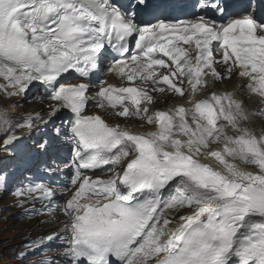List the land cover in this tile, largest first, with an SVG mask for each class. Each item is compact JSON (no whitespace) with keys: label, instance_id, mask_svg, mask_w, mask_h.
<instances>
[{"label":"snow or ice","instance_id":"1","mask_svg":"<svg viewBox=\"0 0 264 264\" xmlns=\"http://www.w3.org/2000/svg\"><path fill=\"white\" fill-rule=\"evenodd\" d=\"M178 7L0 0V91L25 100L40 84L39 95L53 102L47 116L34 113L23 125L0 111V138L10 147L24 138L16 127L30 133L65 113L54 134L71 151L62 168L54 162L44 177L28 174L12 190L17 207L42 202L26 216H65L29 240L21 258L54 251L48 246L58 241L62 251L33 264H264V134L249 127L253 113L235 91L214 87L238 74L264 97V15L253 4L230 12L229 0H196L191 15L176 14ZM102 73L141 83L117 87ZM165 90L193 98L150 112L154 93ZM198 91L206 94L195 99ZM90 102L154 130L110 125L89 114ZM98 169L110 175L93 179Z\"/></svg>","mask_w":264,"mask_h":264},{"label":"rangeland","instance_id":"2","mask_svg":"<svg viewBox=\"0 0 264 264\" xmlns=\"http://www.w3.org/2000/svg\"><path fill=\"white\" fill-rule=\"evenodd\" d=\"M41 93L40 90L33 91L32 93L28 94L27 98L25 100H20L19 102H15L14 104L17 105L18 107L15 109V114L17 113V110L23 113H41L45 116H47V111L42 110L39 112V106L41 104L42 96L39 94ZM185 96V95H184ZM183 96V97H184ZM182 96H179L178 94L174 93L171 96H166L165 98H161L160 104L164 103V101L167 100H173V99H179L183 98ZM46 101H49L53 103L51 100L47 98H43ZM256 103V104H255ZM254 105V106H253ZM257 105V102L252 100L251 101V106L255 107ZM118 110H112V111H106L103 108H99L97 106H92L90 108V112L92 113H100L102 116L107 117L109 114H116L118 115ZM121 117V116H120ZM132 117V116H128ZM126 118V117H122ZM132 118H138V117H132ZM111 122L117 121L116 120H110ZM144 121V120H143ZM62 120L60 118L54 119L51 121V123H48L46 126L44 125L48 131L46 135L50 136L53 140L54 147L56 149V153L63 156H66V153H64L62 150L65 149L67 151L70 149L69 145L65 142V139L61 137H57L54 134V129L57 127H62ZM124 122V121H123ZM2 148L0 149L1 155L4 156L6 159L3 162H0V180H4V173H6V182L9 181L10 179H13L12 175L15 172V165L12 159H9V152H2ZM69 158H63V161L61 162V165H59V160L57 164L62 168L64 162L68 161ZM61 175L64 177L65 180H67V174H62ZM103 178H106L107 175H110V173H101ZM15 196L10 195L8 202L4 199L0 200V264H8L12 263L15 260H17V257H13V252L18 243H21V234L26 232V233H31V228L32 224H28L26 222H21L19 219H17L16 214L13 212L14 207H11V204H15ZM62 203V201H59ZM13 209V210H11ZM47 220L54 218L55 224H53L50 229L54 230L56 229L60 224L63 219H60V222H58L57 219V213H60L59 211H47ZM63 214V213H62ZM51 225L50 222L42 224V225H37L36 231L37 232H44L47 231V228ZM35 238V237H32ZM24 249H27L26 246H24Z\"/></svg>","mask_w":264,"mask_h":264},{"label":"bare ground","instance_id":"3","mask_svg":"<svg viewBox=\"0 0 264 264\" xmlns=\"http://www.w3.org/2000/svg\"><path fill=\"white\" fill-rule=\"evenodd\" d=\"M218 71H221V72H223L224 71V69H222V68H218ZM111 79L112 80H121L119 77H111ZM208 79L210 80L211 79V77L209 76L208 77ZM240 79H242V78H240L239 76L238 77H234L231 81H229V82H224V84H222V85H218V84H216L215 83V85L216 86H214L217 90H227V91H235V94L239 97V98H241V99H243L244 101H245V104H246V106L248 107V109L250 110L252 107H251V101H250V99L248 98L249 96H251L250 95V93H249V91H247V92H245V91H243V88H242V90H240L241 89V86H244L245 84H246V82H243V81H241ZM122 82H123V80H121ZM127 81V80H126ZM234 81H239L240 82V84H239V87L236 85H233V82ZM243 82V83H242ZM0 83H3V80H2V78H0ZM245 83V84H244ZM124 86H138V85H134V84H131V83H126ZM37 87L36 86H34V87H32V89L30 90V92L31 91H33V90H35ZM42 91V90H41ZM206 91H207V89H206ZM206 91H198L196 94H195V99H200V98H202L205 94H206ZM170 94L171 92H168L167 90H165V92H162V93H154V95L156 96V100L158 101V102H161V98L162 97H160V96H162V94ZM5 94V93H4ZM6 95V94H5ZM17 98H20V97H11L10 98V100H8V99H6L1 93H0V111H6V112H8V113H10V114H12V113H14V111L13 110H11V104L10 103H15L16 101H18L17 100ZM193 97H192V95H191V93H190V91L189 92H187V94H186V96H185V98H183V99H180V100H165L164 101V103H162V104H165V105H157V106H154L153 104L152 105H150L149 106V110H150V112H153V111H156V110H167V109H169V108H172V107H174V106H177V105H179V104H184L186 107L189 105V102L191 101V99H192ZM155 100V101H156ZM19 102V101H18ZM157 103V102H156ZM157 104H159V103H157ZM256 104V103H255ZM143 106V105H142ZM254 106V105H253ZM18 107V106H17ZM46 107H47V103L45 102V101H43L42 102V104H41V108L42 109H46ZM107 109H112V108H107ZM52 111V110H51ZM50 111V112H51ZM33 113V112H32ZM59 114H61V113H59ZM58 114V115H59ZM89 114H99V113H89ZM57 115V116H58ZM99 115H101V114H99ZM12 118H13V120H14V116H13V114H12ZM108 122V121H107ZM110 125H119V126H121V127H123V128H131V129H133V130H135V131H139V132H147V131H151V130H154V127L155 126H153V125H148L147 123L146 124H143V126H144V128H141V126H140V124L139 123H137V124H135V125H129L128 123L127 124H122V123H115V122H113V123H111V122H108ZM23 136V137H25L26 136V133H22V134H20V135H18V136ZM1 142H3V140H2V138H0V143ZM209 163H212V161H208ZM105 167H107V166H105ZM244 170H246V169H244ZM247 171H249V170H247ZM100 172V171H99ZM89 175H91L92 177H93V179L95 178V176L97 175V174H92V173H89ZM48 223V222H47ZM174 226H175V224H174ZM60 251H58L57 252V254L59 253Z\"/></svg>","mask_w":264,"mask_h":264}]
</instances>
